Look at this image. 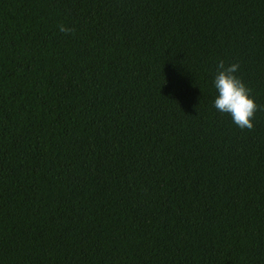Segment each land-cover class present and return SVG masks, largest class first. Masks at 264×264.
<instances>
[{"label":"trees","instance_id":"1","mask_svg":"<svg viewBox=\"0 0 264 264\" xmlns=\"http://www.w3.org/2000/svg\"><path fill=\"white\" fill-rule=\"evenodd\" d=\"M0 264H264V0H0Z\"/></svg>","mask_w":264,"mask_h":264}]
</instances>
